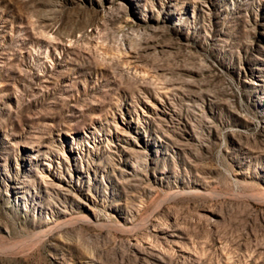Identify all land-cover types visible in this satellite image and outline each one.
<instances>
[{
    "label": "rangeland",
    "instance_id": "rangeland-1",
    "mask_svg": "<svg viewBox=\"0 0 264 264\" xmlns=\"http://www.w3.org/2000/svg\"><path fill=\"white\" fill-rule=\"evenodd\" d=\"M0 264H264V0H0Z\"/></svg>",
    "mask_w": 264,
    "mask_h": 264
}]
</instances>
